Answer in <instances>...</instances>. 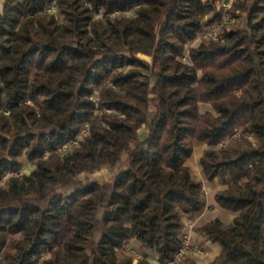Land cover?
<instances>
[{"label":"trees","instance_id":"trees-1","mask_svg":"<svg viewBox=\"0 0 264 264\" xmlns=\"http://www.w3.org/2000/svg\"><path fill=\"white\" fill-rule=\"evenodd\" d=\"M223 1H2L0 179L36 162L0 186V264L168 263L206 208L187 166L202 146V179L236 215L195 228L220 249L207 264H264V0ZM215 25L221 40L181 63ZM236 130L241 140L217 149ZM117 162L113 182L89 178ZM133 243L135 262L124 253Z\"/></svg>","mask_w":264,"mask_h":264},{"label":"rangeland","instance_id":"rangeland-1","mask_svg":"<svg viewBox=\"0 0 264 264\" xmlns=\"http://www.w3.org/2000/svg\"><path fill=\"white\" fill-rule=\"evenodd\" d=\"M2 1H1V3H2ZM222 5H223V7H224V5H226V7H224V8L227 9V8L230 7L231 2H228V1H225L224 0L222 2ZM2 11H3V9H2ZM47 13H49V12H47ZM49 14L56 15V10H55V12L53 11V13H49ZM124 15L125 16H131L132 15V11H127V12L124 13ZM213 27H219L217 29V32L219 34V38L220 39L219 38H217V39H211L210 37H208V38L203 37L204 31L201 32V33H199V35H197V37L193 41H191L190 43L187 44L186 49H185V51L183 53V57L181 59L179 58V60H180L181 63H185V64H188L189 63V60H188V52H189V49H192V48L197 47V45L199 43H202V42H210V41L211 42H217V41L221 40V35H220V32H221V28L220 27L221 26L215 25V26H212L211 28H213ZM92 100L96 104L98 103L99 98H98L97 93L93 96ZM26 103L29 104V105H31L30 102H26ZM200 110H201V112H212V109L210 108V106L209 105H204V104L200 106ZM105 112L109 113L111 111L110 110H105ZM0 113H1V111H0ZM4 114L6 115V112H4ZM84 129H88V134L86 136H88L89 133H90L89 125L88 124L84 125L83 128L81 129V131L78 133V135L73 139V140L78 139L77 140L78 141L77 146L79 145L80 140L82 138L86 137V136H80L81 132ZM231 139L232 140H236V141H240L241 140V136H240V138H232V136H230L228 140H226L224 142H221L217 146V149L224 148L231 141ZM73 140H71V141H73ZM76 147H74L72 150H74ZM205 149H206V147H204V146L196 148L195 151H194V153H193V155L191 156V158L187 161V166L190 168L191 174L193 176H195L197 179L203 181L204 193H205V197H206V208L204 210L205 211L204 212L205 213L204 215L207 216L208 218H211V219H213V218H220V220L225 223L227 221H225V219H223V215H228L231 218V215L234 216L235 214L219 208L218 205L214 201V195H215V193L218 192V191H220V190H222L223 187L217 185L215 182H212L211 183V182H208V181L202 179L199 159H200V157L202 155V152ZM72 150H70L69 152H71ZM69 152H67V153H69ZM56 154H57V152H56ZM49 155H50V153L45 152L40 159L41 160H45V159H47L49 157ZM59 157H63V156H59ZM35 162H36V160L35 161H31V162L30 161H26V162L23 161V163H22V165L20 166L19 169H17L16 171H11L9 173H6L5 175L2 176V178L0 179V186H3L9 178L13 177V176H10V175L11 174L13 175L14 172H17V171L22 170L24 172L22 176L28 175L34 169ZM120 163L121 162L115 163L113 165L114 168L116 169L118 166H121ZM102 166L100 167L99 171L101 170ZM105 166H109V165H105ZM113 166H109V167H113ZM99 171H97V172H99ZM111 171H113V169ZM97 172H95V173H97ZM94 174L88 175V176H89V178L92 181H94L95 183H98V182H96L93 179V175ZM21 177H19V178H21ZM14 178H16V177H14ZM84 178H85V176L83 175L82 176V179L84 180ZM113 181H111V182H113ZM104 183H108V182H104ZM104 183H98V184H104ZM191 223H193V222H191ZM230 223H231V221H230ZM227 224H229V223H227ZM196 227H197V225H194L193 229H195ZM189 242H190V244L193 243L191 238H189ZM192 245L198 247L199 249L201 248L200 245H198V244H194L193 243ZM137 246H138V244L133 243L132 246H129V248L126 249V251H124V253L126 255H131L132 256L133 262H135L136 260H138V259H134V255H140V253H139V251L137 249ZM201 250H202V248H201ZM202 253H203V250H202ZM188 255H192V254H188ZM192 256L194 258H196V256H194V255H192ZM154 258H155V255L154 254L153 255L152 254H149L148 260H150L151 264H156ZM44 259H45V257H44ZM44 259H43V262H44Z\"/></svg>","mask_w":264,"mask_h":264},{"label":"crops","instance_id":"crops-1","mask_svg":"<svg viewBox=\"0 0 264 264\" xmlns=\"http://www.w3.org/2000/svg\"><path fill=\"white\" fill-rule=\"evenodd\" d=\"M1 1L2 0H0V14L2 13V9H3V4L1 3ZM225 1L232 2L233 0H225ZM112 169H113V171H111ZM114 169H115L114 166L109 167V166L103 165L101 170L93 175V179L98 183L111 182L120 173V166H118L115 170ZM204 212L196 221H194L192 223V228L190 230H186L187 234L192 239V242L194 244L200 245V247L203 250V254L201 256H197L195 258L197 263H199V264H207V263L211 262L218 255V253L220 251L218 246L205 241V239H203V237L200 236L195 231V229H193L194 225H197V227L202 226L211 220V218H208L207 216L204 215L205 214ZM235 216L236 215H234V216L231 215V218H230L228 215H223V219H225V221H227V222H225L227 224V223H230V221L232 222V220Z\"/></svg>","mask_w":264,"mask_h":264},{"label":"built area","instance_id":"built-area-1","mask_svg":"<svg viewBox=\"0 0 264 264\" xmlns=\"http://www.w3.org/2000/svg\"><path fill=\"white\" fill-rule=\"evenodd\" d=\"M224 7H226V5H224ZM56 10V5H55V2H52L46 9L47 12L49 13H53V11L55 12ZM219 27H213L207 31L204 32L203 34V37H210L211 39H217L219 38V34L217 32V29ZM220 39V38H219ZM7 114V113H6ZM88 134V129H84L80 136H86ZM241 134H240V131L236 130L233 135H232V138H240ZM78 139L76 140H73V141H70V142H67V143H64L60 148L59 150L57 151V154L59 156H64L65 154H67V152H69L70 150H72L74 147L77 146L78 144ZM23 171L20 170V171H17V172H14V174L10 175V176H13V177H16V178H19L23 175ZM192 228V223L191 222H186L185 223V233H184V245L183 247L174 255L173 259L171 261H169L168 263L166 264H177L178 262H180L184 256L188 255V254H192L194 256H201L203 253H202V250L201 248L199 249L198 247L190 244L189 242V235L187 234L186 230H190ZM140 258V255H134V259H139ZM43 259H44V256H41L39 257L36 262L34 264H43Z\"/></svg>","mask_w":264,"mask_h":264}]
</instances>
